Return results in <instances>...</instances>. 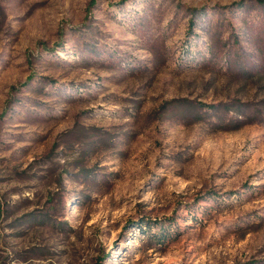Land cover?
I'll return each instance as SVG.
<instances>
[{
  "label": "rangeland",
  "instance_id": "374dc122",
  "mask_svg": "<svg viewBox=\"0 0 264 264\" xmlns=\"http://www.w3.org/2000/svg\"><path fill=\"white\" fill-rule=\"evenodd\" d=\"M0 264H264V4L0 0Z\"/></svg>",
  "mask_w": 264,
  "mask_h": 264
},
{
  "label": "trees",
  "instance_id": "16d2710c",
  "mask_svg": "<svg viewBox=\"0 0 264 264\" xmlns=\"http://www.w3.org/2000/svg\"><path fill=\"white\" fill-rule=\"evenodd\" d=\"M260 4H264V0H256ZM238 122H234V126H238Z\"/></svg>",
  "mask_w": 264,
  "mask_h": 264
}]
</instances>
